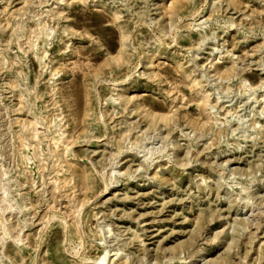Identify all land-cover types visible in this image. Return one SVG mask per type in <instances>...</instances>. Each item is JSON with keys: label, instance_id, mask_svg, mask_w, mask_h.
I'll list each match as a JSON object with an SVG mask.
<instances>
[{"label": "rangeland", "instance_id": "1", "mask_svg": "<svg viewBox=\"0 0 264 264\" xmlns=\"http://www.w3.org/2000/svg\"><path fill=\"white\" fill-rule=\"evenodd\" d=\"M0 264H264V0H0Z\"/></svg>", "mask_w": 264, "mask_h": 264}]
</instances>
